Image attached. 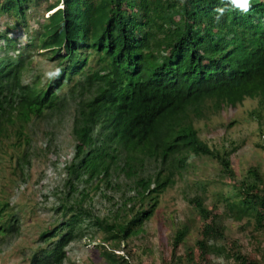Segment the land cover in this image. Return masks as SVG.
<instances>
[{"label":"trees","instance_id":"16d2710c","mask_svg":"<svg viewBox=\"0 0 264 264\" xmlns=\"http://www.w3.org/2000/svg\"><path fill=\"white\" fill-rule=\"evenodd\" d=\"M43 2L51 15L32 30L24 46L29 53L0 59V136L17 129L15 147L24 143L25 125L61 115L76 101L66 190L55 193L59 201L49 209L60 219L41 230L44 246L31 253L30 264H65L69 245L90 230L103 233L96 246L110 264H136L116 250L144 230L193 155L217 159L221 179L234 181L210 207L203 195L189 198L199 236L186 244L191 225H180L160 264H264V175L251 166L238 179L231 159L237 148L215 150L195 124L208 101L219 111L247 98L264 106V0H251L246 14L221 0H0V15L28 29L32 9ZM218 7L227 8L219 21ZM9 32L0 39L12 48ZM34 49L57 68L28 81ZM148 162L158 169L139 173ZM27 165L23 154L24 180ZM119 169L125 173H114ZM96 197L111 200L104 216ZM9 204L0 199V243L21 232ZM227 218H247L240 229L253 226V248L229 236Z\"/></svg>","mask_w":264,"mask_h":264},{"label":"rangeland","instance_id":"374dc122","mask_svg":"<svg viewBox=\"0 0 264 264\" xmlns=\"http://www.w3.org/2000/svg\"><path fill=\"white\" fill-rule=\"evenodd\" d=\"M46 5L47 3L43 2L32 9L28 18V29L17 28L14 26V20L12 23L7 16L0 15V32L10 31L9 34L15 41L12 48H7V41L0 39V59L15 60L20 55L19 52L27 51L24 46L31 32L33 33L32 30L35 33L41 29V25L46 23L51 15V12H47ZM32 55L33 62L26 73V80L30 81L37 75L46 79L53 74L57 68L55 62L38 54L35 49L32 50ZM206 105L210 108H206ZM211 106L212 101L205 103L206 115L195 120L201 139L221 153L237 148L231 159L238 179L251 166H258L264 175V149L259 146L264 144V106L261 107L259 99L247 98L236 107L226 106L220 111ZM75 108L76 101L69 100L61 115H47L25 125V135L21 137L24 143L20 146H14V134L17 129H12V137L0 136V199L9 201L7 209L14 212L21 225L19 234L0 243V264H30L31 253L39 246H44L39 241L41 230L60 219L59 212L49 209L59 201L55 193L64 188L66 190L69 175L66 167L71 164L75 147L72 133ZM255 109L260 112L253 115ZM26 134L30 137L29 143L26 141ZM23 154L30 160V165L25 167V180L21 175V168L24 167L21 166ZM146 166L145 170L138 168L139 173H153L158 169L150 162ZM222 169L221 163L210 156H191L189 164L176 176V183L162 194L159 205L152 218L146 222L144 230L129 243L130 247L125 243L119 253H124L128 260L136 264H160L163 254L170 255L176 229L184 224L191 225L186 244L194 243L199 236L201 221L189 203V198L198 193L205 197L207 206L216 203L219 194L227 192L231 186L230 182L234 181L227 175L221 179ZM114 173L125 172L119 169ZM114 177L116 176L112 177L113 180ZM120 177L122 181L126 179L125 174ZM76 181L79 186H85L80 179ZM203 184L205 185L202 186ZM91 187L90 184L87 185L88 189ZM98 198H95V204L104 216L111 200L98 202ZM226 222L227 233L231 238H241L243 245L253 248V226L245 231L240 229V226L246 224L247 218H227ZM262 235L264 246V233L259 236ZM102 236L103 233L90 230L85 233V237L72 242L65 264H110L102 249L96 246V243L101 242L99 238ZM182 249L183 247L180 251ZM223 253L224 258L230 254L226 250Z\"/></svg>","mask_w":264,"mask_h":264},{"label":"clouds","instance_id":"9594fccd","mask_svg":"<svg viewBox=\"0 0 264 264\" xmlns=\"http://www.w3.org/2000/svg\"><path fill=\"white\" fill-rule=\"evenodd\" d=\"M223 4L229 5L232 8L239 10L242 13H248L251 9V0H221ZM217 12L216 20L219 21L220 18L225 14L227 11L226 7H218L215 9ZM119 253V250H116ZM124 254V253H123Z\"/></svg>","mask_w":264,"mask_h":264}]
</instances>
